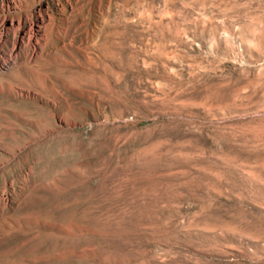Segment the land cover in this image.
<instances>
[{
    "label": "rangeland",
    "instance_id": "374dc122",
    "mask_svg": "<svg viewBox=\"0 0 264 264\" xmlns=\"http://www.w3.org/2000/svg\"><path fill=\"white\" fill-rule=\"evenodd\" d=\"M0 264H264V0H0Z\"/></svg>",
    "mask_w": 264,
    "mask_h": 264
},
{
    "label": "bare ground",
    "instance_id": "6f19581e",
    "mask_svg": "<svg viewBox=\"0 0 264 264\" xmlns=\"http://www.w3.org/2000/svg\"><path fill=\"white\" fill-rule=\"evenodd\" d=\"M43 17L39 15L36 18V21L34 22L33 26L29 29L27 36L36 38V36H39L42 33L43 30ZM16 54V53H15Z\"/></svg>",
    "mask_w": 264,
    "mask_h": 264
}]
</instances>
